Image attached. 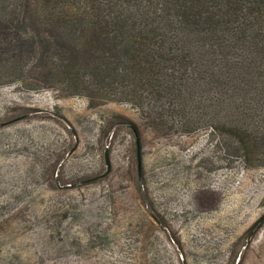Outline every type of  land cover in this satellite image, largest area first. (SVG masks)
I'll return each mask as SVG.
<instances>
[{
	"label": "rangeland",
	"instance_id": "rangeland-1",
	"mask_svg": "<svg viewBox=\"0 0 264 264\" xmlns=\"http://www.w3.org/2000/svg\"><path fill=\"white\" fill-rule=\"evenodd\" d=\"M23 112L0 128V264H264V221L244 237L264 215V167L205 131L161 136L132 104L0 86V123ZM112 112L138 126L141 174L136 134ZM107 147V179L83 184Z\"/></svg>",
	"mask_w": 264,
	"mask_h": 264
},
{
	"label": "trees",
	"instance_id": "trees-1",
	"mask_svg": "<svg viewBox=\"0 0 264 264\" xmlns=\"http://www.w3.org/2000/svg\"><path fill=\"white\" fill-rule=\"evenodd\" d=\"M6 85L132 104L161 136L205 131L227 158L264 167V0H0Z\"/></svg>",
	"mask_w": 264,
	"mask_h": 264
},
{
	"label": "water",
	"instance_id": "water-1",
	"mask_svg": "<svg viewBox=\"0 0 264 264\" xmlns=\"http://www.w3.org/2000/svg\"><path fill=\"white\" fill-rule=\"evenodd\" d=\"M28 116H29V114L28 115H21V116L15 117L13 119H9L7 121L1 122L0 128L3 126L9 125L11 123L17 122L19 120L25 119ZM135 134H136V141H137L138 170H139V173L141 174L142 168H143V160H142V154H141L140 138H139V134L137 132H135ZM105 164H106V171L105 172H103L99 175H96L90 179H87V180L83 181V183H90L93 181L101 180L104 177L109 175V173L111 172V169H112V163H111L110 151H109L108 147L105 150ZM65 187H67V186H65Z\"/></svg>",
	"mask_w": 264,
	"mask_h": 264
}]
</instances>
